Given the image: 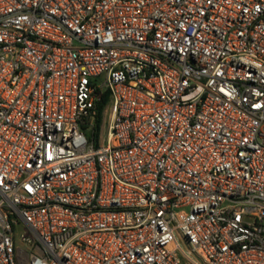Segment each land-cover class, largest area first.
Instances as JSON below:
<instances>
[{
  "label": "built area",
  "instance_id": "2783aa9c",
  "mask_svg": "<svg viewBox=\"0 0 264 264\" xmlns=\"http://www.w3.org/2000/svg\"><path fill=\"white\" fill-rule=\"evenodd\" d=\"M0 264H264V0H0Z\"/></svg>",
  "mask_w": 264,
  "mask_h": 264
},
{
  "label": "rangeland",
  "instance_id": "374dc122",
  "mask_svg": "<svg viewBox=\"0 0 264 264\" xmlns=\"http://www.w3.org/2000/svg\"><path fill=\"white\" fill-rule=\"evenodd\" d=\"M105 137H106V131H104L103 132V135H102V138H98V136H97V134L95 135V144L96 145H99L100 144V140L101 139H105ZM17 232H22V228L21 227H17ZM181 244H183V242L182 241H179ZM184 245V244H183Z\"/></svg>",
  "mask_w": 264,
  "mask_h": 264
},
{
  "label": "trees",
  "instance_id": "16d2710c",
  "mask_svg": "<svg viewBox=\"0 0 264 264\" xmlns=\"http://www.w3.org/2000/svg\"><path fill=\"white\" fill-rule=\"evenodd\" d=\"M100 110H101V106H100Z\"/></svg>",
  "mask_w": 264,
  "mask_h": 264
}]
</instances>
